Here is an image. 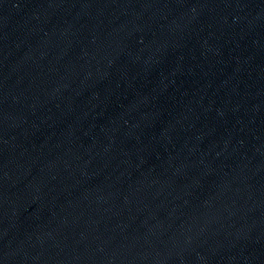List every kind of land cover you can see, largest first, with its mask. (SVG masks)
I'll list each match as a JSON object with an SVG mask.
<instances>
[{"label": "water", "instance_id": "obj_1", "mask_svg": "<svg viewBox=\"0 0 264 264\" xmlns=\"http://www.w3.org/2000/svg\"><path fill=\"white\" fill-rule=\"evenodd\" d=\"M0 264H264V0H0Z\"/></svg>", "mask_w": 264, "mask_h": 264}]
</instances>
